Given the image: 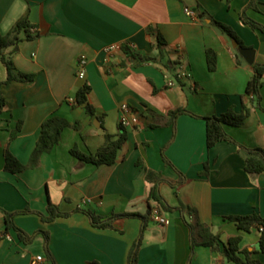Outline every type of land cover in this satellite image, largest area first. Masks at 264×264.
I'll return each instance as SVG.
<instances>
[{"label": "crops", "instance_id": "crops-1", "mask_svg": "<svg viewBox=\"0 0 264 264\" xmlns=\"http://www.w3.org/2000/svg\"><path fill=\"white\" fill-rule=\"evenodd\" d=\"M26 13L40 36L22 41L13 62L17 71L36 77L2 87L0 264H35L38 255L43 264H129L138 241L137 264H236L227 259L224 245L237 235L242 236L240 250L264 264L260 231H241L226 218L253 212L264 217V173L247 172L231 141L208 148L205 120L231 107L240 112L254 64L264 65V33L241 18L245 13L264 26V0H0V33L7 34ZM213 20L232 27L247 48L255 49L253 64ZM158 35L165 42L161 48ZM112 45L119 48L108 51ZM209 49L217 54L214 71L207 61ZM81 58L87 59L84 79L77 75ZM6 77L0 61V78ZM85 82L92 88L94 115L76 103ZM260 92L264 108V84ZM178 109L187 112L174 117ZM53 115L69 123L59 144L41 156L38 167L8 170V155L28 165L41 125ZM123 115L130 121L128 139L116 163L97 166L71 153L74 147L95 153L106 133H119ZM225 128L239 144L264 148V110L253 107L241 126ZM206 163L208 175L202 174ZM147 170L165 179L159 189L170 205L190 206L201 223L219 234V250L192 249L190 229L179 211L158 208L166 223L151 217L157 207L149 199ZM181 178L185 181L177 185ZM49 203L71 215L44 222L38 213L47 215ZM25 210L30 212L16 214L14 223L34 236L32 243L13 228L5 234V212ZM82 210L105 218L139 213L147 219L119 217L114 228L100 229ZM39 230L50 235L54 262ZM238 256L244 259L241 252Z\"/></svg>", "mask_w": 264, "mask_h": 264}, {"label": "trees", "instance_id": "trees-1", "mask_svg": "<svg viewBox=\"0 0 264 264\" xmlns=\"http://www.w3.org/2000/svg\"><path fill=\"white\" fill-rule=\"evenodd\" d=\"M241 18L244 23L249 25L252 29H259L264 33V26L255 21L254 19L248 17L245 13H242ZM213 24L218 26L221 30L227 33L231 38L237 40L242 47H247L242 39L239 37L237 32L232 29V27L222 23L220 21L213 20ZM149 33L154 34V31L149 28ZM40 36V33L35 29V26L31 23L29 19V14L26 13L23 17H21L10 29V31L3 35L0 33V61L7 68V77L6 79L0 78V105L4 107L5 99L2 94V87L4 85L10 84L15 81L19 82H32L36 75L33 73H23L17 71L14 62H13V54H15L19 45L22 41L27 39H33ZM158 47L161 48L164 45V39L162 36L158 35ZM123 50L128 54V56H132L136 58V56L130 51V49L126 46L123 47ZM207 61L209 65V69L214 71L217 63V54L215 51L209 49L206 52ZM143 61H152L154 58L145 57L142 59ZM264 65L255 63L254 64V75L249 81L245 95L243 96L241 111L237 112L234 108H230L227 112L221 115H214L210 117H205L206 120V139H207V147L212 148L218 142L221 141H231L238 146V153L245 160V170L251 174H261L264 173V148H247L237 141H235L226 131V125L232 126H241L246 118L251 114L252 108H260L264 110L261 106V92L260 88L264 84ZM91 86L85 82L76 93V103L79 105H83L87 112L90 115H94L95 110L90 102L89 95L91 93ZM244 99H248V102L244 101ZM187 110L178 109L173 111L171 114L176 117L179 114L185 113ZM69 125V123L57 116L53 115L46 120L43 121L41 125V132L36 143V146L31 154L30 161L28 165H22L16 158L12 155H8L6 159V168L10 171H20L26 167L35 168L40 165L41 156L44 153L51 152L56 145L59 144L62 136L63 130ZM13 134L12 137H14ZM128 139L127 128L121 123L120 131L118 134H105V142L104 144L95 152L86 154L76 147L71 149V153L84 162L93 163L97 166L107 164L112 165L117 162L119 153L123 148L125 142ZM165 161L169 164L171 162L165 157ZM209 167L208 163L205 164V170L202 174L208 175ZM182 176V173H180ZM147 180L150 183L149 189V199L155 204V207L159 208L161 211L173 212L179 211L186 225L190 229L191 235V248L194 249L196 246L203 245L212 248L213 250H219L220 244V236L219 234H215L210 226L201 223L196 218V212L190 206L180 204L179 206L170 205L164 196L161 194L159 189V184L163 182L165 179L161 177V175L155 173L154 171L147 170ZM185 180L181 178L176 184H182ZM174 184V186H176ZM152 210V209H151ZM151 210L149 212H151ZM48 214L45 215L43 213H38L44 222H50L59 217H69L71 213L63 212L58 205L53 203H49L48 206ZM22 212H30V210H25L17 213L5 212L6 218V231L5 234L9 232L11 228L15 229L18 232V236L21 240L26 243H32L34 240L33 235H28L22 229L17 227L14 223V217L18 213ZM85 213L91 224L100 229L105 228H114V220L119 217H140L146 221L147 217L141 215L139 213H121V214H113L111 217L105 218L96 212L91 210H82ZM227 220H230L236 224V226L241 231H250L253 227H256L260 233V251L264 252V217L258 214L257 212H253L249 215L243 216H229L226 217ZM144 229V227H143ZM38 233H42L45 237L46 241V252L49 259L54 262L53 254L51 253L48 242L50 240V235L47 231L39 230ZM242 239L241 235L233 236L228 240V244L224 245V254L227 259L236 264H262L258 259L252 257V252L249 250H240V241ZM140 248V241L133 244L130 249L128 262L129 264H137L138 252ZM241 252L244 254V259L238 256V253ZM92 264H98L97 262H93Z\"/></svg>", "mask_w": 264, "mask_h": 264}, {"label": "built area", "instance_id": "built-area-1", "mask_svg": "<svg viewBox=\"0 0 264 264\" xmlns=\"http://www.w3.org/2000/svg\"><path fill=\"white\" fill-rule=\"evenodd\" d=\"M185 11H186V13L189 16L195 15V11H193L190 8H186ZM116 48H119V46L118 45H112V46L108 47L107 50L108 51H111V50L116 49ZM86 65H87V59L81 58L80 61H79L78 70H77V75H78L79 79H84L85 78V75H86ZM184 75H185L184 73H181L179 75V77L180 76H184ZM122 108H123V110H128V105L127 104H124V105H122ZM121 123L125 127H127V126L130 125V121H129V119L125 115H123L121 117ZM151 217L154 220H156L158 222H161V223H166L167 222L166 219L161 215L160 210L158 208H155V209L152 210ZM35 264H43V257L41 255H38L36 257ZM219 264H221V263H219Z\"/></svg>", "mask_w": 264, "mask_h": 264}, {"label": "water", "instance_id": "water-1", "mask_svg": "<svg viewBox=\"0 0 264 264\" xmlns=\"http://www.w3.org/2000/svg\"><path fill=\"white\" fill-rule=\"evenodd\" d=\"M234 47L238 49L239 53L250 63L255 61L256 51L253 48L242 47L237 40L233 41Z\"/></svg>", "mask_w": 264, "mask_h": 264}]
</instances>
